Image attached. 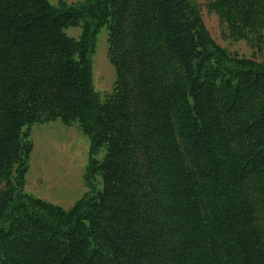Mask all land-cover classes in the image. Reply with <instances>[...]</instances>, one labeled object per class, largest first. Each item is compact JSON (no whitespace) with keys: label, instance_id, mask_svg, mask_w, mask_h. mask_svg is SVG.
Returning <instances> with one entry per match:
<instances>
[{"label":"trees","instance_id":"obj_1","mask_svg":"<svg viewBox=\"0 0 264 264\" xmlns=\"http://www.w3.org/2000/svg\"><path fill=\"white\" fill-rule=\"evenodd\" d=\"M58 120L91 140L69 209L25 191ZM0 264H264V0H0Z\"/></svg>","mask_w":264,"mask_h":264},{"label":"rangeland","instance_id":"obj_2","mask_svg":"<svg viewBox=\"0 0 264 264\" xmlns=\"http://www.w3.org/2000/svg\"><path fill=\"white\" fill-rule=\"evenodd\" d=\"M68 3L83 0H66ZM211 27L216 28L213 20ZM79 28L67 33L78 36ZM93 85L99 93L112 89L115 70L108 58L107 35L102 30L96 39L93 58ZM33 152L26 176L25 191L53 204L69 209L89 192L85 182L90 166V138L76 125L66 126L61 121L33 125ZM104 151L97 158H102Z\"/></svg>","mask_w":264,"mask_h":264}]
</instances>
